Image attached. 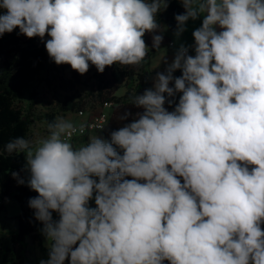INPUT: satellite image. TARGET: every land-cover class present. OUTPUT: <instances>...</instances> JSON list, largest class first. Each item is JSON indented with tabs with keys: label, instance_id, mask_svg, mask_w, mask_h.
I'll return each instance as SVG.
<instances>
[{
	"label": "clouds",
	"instance_id": "clouds-1",
	"mask_svg": "<svg viewBox=\"0 0 264 264\" xmlns=\"http://www.w3.org/2000/svg\"><path fill=\"white\" fill-rule=\"evenodd\" d=\"M180 2L177 38L187 21L203 17L192 33L195 55L180 45L153 87L130 98L143 112L110 141L95 135L74 147L66 137L76 125L57 117L46 137H16L0 149V157L25 154L27 183L38 193L29 207L50 242L40 264L69 257L70 264H264V0ZM167 7L168 0H0V36L19 28L30 39L50 37L45 47L57 65L103 73L142 65L146 33L160 49L156 17ZM176 93L170 112L166 97Z\"/></svg>",
	"mask_w": 264,
	"mask_h": 264
},
{
	"label": "trees",
	"instance_id": "trees-1",
	"mask_svg": "<svg viewBox=\"0 0 264 264\" xmlns=\"http://www.w3.org/2000/svg\"><path fill=\"white\" fill-rule=\"evenodd\" d=\"M5 10H3L4 12ZM185 11L180 0H168V7L157 14V22L161 26V31L155 34L163 36L160 47L168 44V37L163 33V28L173 31L177 25L175 16L183 14ZM20 35L19 28L11 33H6V37H16ZM153 33H146L143 39L151 51H154ZM12 53L7 57H0V149L4 148L9 141L16 137L28 139L35 116L32 112L36 103V84L33 82L41 71L50 72V76L43 79L53 90L58 88L64 90H74L76 84L81 82L82 75L73 70L70 65H57L50 59L45 43L36 41H26L11 50ZM92 84L83 93L73 91L64 95L61 100H56L57 110L60 112L85 111L89 107L100 105L104 101H111L108 110L107 121L103 128L109 137L125 125L133 122L137 118V113H142L143 109L137 108L131 103L134 93L143 94L146 89L153 87L156 71L151 69L139 68L138 66H121L114 64L106 67L103 73H99L94 65ZM167 68V67H166ZM166 68L162 70L163 73ZM68 77L64 76V72ZM181 70L173 73L174 77H180ZM171 85V84H170ZM120 86H124L123 93L117 95L115 92ZM173 86V85H171ZM29 92V101L26 106L18 105L17 100L24 91ZM180 94L174 97H166L165 107L174 111L179 102ZM170 99L173 102L167 103ZM56 112H45L42 119L48 124L54 121ZM126 113L127 117L121 119ZM110 141V139H107ZM121 155L123 150L117 149ZM25 154H5L0 157V199L7 195H12L17 201L19 212L13 216L16 221V230L10 233L9 237H4L0 232V264H40L32 263L28 252V239H31L42 253L44 258H49V249L43 244L40 231L43 224L35 219L34 209L29 207V200L38 196L34 190L28 186L30 173L25 168ZM250 168L252 166H249ZM18 173L17 182H13L12 173ZM133 179L132 177H125ZM18 179H23L24 184L18 183ZM181 182L183 183V179ZM143 183L144 181H140ZM5 210L3 202H0V214ZM53 220H59V214L52 213ZM264 230V224H261ZM164 264H169L165 261Z\"/></svg>",
	"mask_w": 264,
	"mask_h": 264
},
{
	"label": "rangeland",
	"instance_id": "rangeland-1",
	"mask_svg": "<svg viewBox=\"0 0 264 264\" xmlns=\"http://www.w3.org/2000/svg\"><path fill=\"white\" fill-rule=\"evenodd\" d=\"M0 13H3V10H0ZM163 31H166V28H163ZM169 36L173 33L169 32ZM5 34L3 36H0V57H7L9 54L12 53V49L16 48L18 45L24 44L26 41H36L45 43L47 39L50 37L45 36L44 40H41L39 37L35 38H27L25 35L20 34L16 37L10 36L6 37ZM174 35V34H173ZM92 72L93 68L89 69L87 73L83 74L81 77V82L76 84L74 87V90H64L61 88H58L56 90H53L51 87L46 85L44 81L45 76H50V72L48 71H41L33 80V82L36 84L35 87V98L36 103L34 105V108L32 110L35 120L32 124L31 131L28 135V139L32 141H36L38 139L44 138L48 135V129H47V123L42 119V115L45 112H56L55 118L57 117H63L67 120L72 121L74 124L80 122V120H85L91 117L93 113L99 110V106L95 105L94 107H89L85 111L86 114L83 117H79L74 115V112L66 111V112H60L57 110L56 107V100H61L64 95L70 94L73 91L77 93H83L85 90L90 88V85L92 84L93 78H92ZM64 76L68 77V73L65 71ZM182 95V93H179ZM29 101V92L26 90L23 92V94L19 97L17 100L18 105L26 106ZM99 136L100 138H103L105 140L110 139V137L102 130H91L88 131L86 134L83 135H77L72 137L69 142L72 143L74 147H79L84 144H86L89 139L93 136ZM13 182H17V178L13 177ZM0 202H4L5 210L0 214V230L7 231V233H10L13 228V218L12 216L14 214H17L19 212V206L17 201L13 198V196H6L3 200V198L0 199ZM88 206L90 208H95V193L93 194V198L89 201ZM42 230V229H41ZM4 233V232H3ZM40 237L42 240V244L49 249V241L46 239V237L43 235L42 231H40ZM28 256L31 261L33 262H40L44 258L42 253L38 250L36 244L31 240L28 239ZM78 245H74L73 247H76ZM65 264H70V262H66Z\"/></svg>",
	"mask_w": 264,
	"mask_h": 264
},
{
	"label": "crops",
	"instance_id": "crops-1",
	"mask_svg": "<svg viewBox=\"0 0 264 264\" xmlns=\"http://www.w3.org/2000/svg\"><path fill=\"white\" fill-rule=\"evenodd\" d=\"M202 20H203V17L201 16L196 20L190 19L189 21H187L186 25H185L186 31L183 32L179 38H177L175 36V31H176L177 25L173 31H168L167 29H166V31H163V33L168 37V40H169L168 44L163 46V47H160L159 50L156 49L154 51H151L150 48L148 47L149 48L148 56L146 57L143 64L138 66V67L139 68H145V69H151V70L156 71L157 73L162 72V70H164L173 61L175 53L181 44L188 46L189 47V53L188 54L194 56L195 55V51H194L195 41H194V37H193L192 33L194 30H196L197 28H199L202 25ZM217 30L219 31L220 29L218 28ZM169 32L173 33L174 35L172 34L169 36V34H168ZM153 84H154V81H153ZM124 90H125V87L120 86L115 93L117 95H119V94L123 93ZM165 108H167V107H165ZM167 110L171 112V110L169 108H167ZM85 114H86V112L81 114V115L74 112V115L78 116V118L83 117ZM81 121H83V119L80 120V122ZM7 196H11V195H7ZM5 197L6 196L3 197V200ZM13 216H12V218H13ZM12 220H13L14 228L10 233H12L16 230V221L14 219H12ZM0 232H1V235H3L4 237H7V238L10 235V233H7V231L0 230ZM27 255H28V252H27ZM44 260L46 261V259H44ZM31 262L34 263L33 261H31ZM66 262H70V257L65 260L64 264Z\"/></svg>",
	"mask_w": 264,
	"mask_h": 264
},
{
	"label": "built area",
	"instance_id": "built-area-1",
	"mask_svg": "<svg viewBox=\"0 0 264 264\" xmlns=\"http://www.w3.org/2000/svg\"><path fill=\"white\" fill-rule=\"evenodd\" d=\"M111 104H112L111 101L102 102V104L99 105V110L93 113L90 118L85 119L81 122L75 123L77 127V131L71 137H66V139L70 140L74 136L86 134L88 131H91V130H96V129L101 130L107 121L108 110ZM76 113L81 115L84 112L77 111ZM81 124L85 125L83 132L79 130V126Z\"/></svg>",
	"mask_w": 264,
	"mask_h": 264
}]
</instances>
